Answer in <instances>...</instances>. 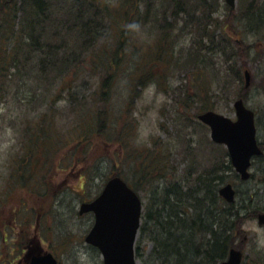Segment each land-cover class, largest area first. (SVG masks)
Segmentation results:
<instances>
[{"label":"trees","instance_id":"trees-1","mask_svg":"<svg viewBox=\"0 0 264 264\" xmlns=\"http://www.w3.org/2000/svg\"><path fill=\"white\" fill-rule=\"evenodd\" d=\"M223 1L115 0L110 4L102 0H82L77 5L75 0H61L63 12L58 18L61 29L53 31L51 28L57 18L54 19L50 1L22 0V5L14 10L12 28L8 24L10 14L4 11L6 5L0 4V16L4 13L8 16L3 21L6 30L0 43V101L14 86H19L24 78L20 73L29 62L38 61L39 67V73L32 77L35 78L33 87L39 77L42 83H47L55 82L48 75H61L59 87L52 92L55 96L50 107L47 110L34 107L29 115V132L23 136L24 155L17 158L19 165L13 169L12 189L8 195L28 190L45 198L51 188L49 169L57 172L59 165L64 167L66 162L60 159L65 149H68L67 159L71 158L69 162L74 161L72 167L75 161H88L93 155L95 162L100 161L103 156L99 146L103 144L117 149L121 140L108 139V135L113 119L112 104L115 105L113 88L121 71L128 78L129 94L127 106L120 112L129 113L125 122L127 128L122 130L124 136L131 131L136 101L144 89L154 82L165 84L171 76L182 80L176 87L179 92H175L176 104L191 107L192 97H195L202 100L201 112L214 110L211 98L225 90L220 68L215 67L213 59L218 53L228 58L230 71L241 82L240 94L243 95L240 97L244 96L247 88L243 84V65L246 63H240L246 61L259 44L264 46V0H250L245 9H234ZM220 8L226 11L223 17L218 15ZM148 31L151 38L142 40ZM248 33H257L254 45L244 44L243 37ZM49 34L50 38L46 39ZM110 36H114L113 42H109ZM186 37H189L187 45L182 43ZM261 55L264 56V47ZM87 60L96 63L91 68L99 76L93 97L89 98L90 106H85V94L75 88V78H71L83 70ZM169 86L167 84L163 90L167 91ZM215 88L219 89V94L214 92ZM61 99H65L66 109H77L82 114L65 136L61 135L58 125H53L61 109L54 107V103ZM79 106L87 108L78 109ZM135 119L138 124L137 117ZM126 141L135 155L139 176L131 183L118 171V164L111 176L124 177L138 193L141 188H150L135 247L137 257L144 264H219L227 259L232 248H240L236 237L245 238L242 223L249 214L243 207L248 208L247 203L254 196L250 195L239 208L236 201L228 203L220 195L219 186L234 171L223 145L214 143L223 150L213 166L196 171L200 162L198 165L190 163L180 170L184 174L178 176L179 167L171 161V152L164 149L162 160H158L151 148L139 150L131 139ZM261 146L264 149V141ZM170 173L175 177H167ZM3 203L1 200L0 208ZM26 210L33 212L31 208ZM255 210L249 215L253 217L260 211ZM37 213L39 215L40 211ZM26 224L14 223L12 232L21 233L26 230ZM1 225L6 240L5 229L10 219L4 217ZM147 243L152 244L151 249H147Z\"/></svg>","mask_w":264,"mask_h":264},{"label":"rangeland","instance_id":"rangeland-1","mask_svg":"<svg viewBox=\"0 0 264 264\" xmlns=\"http://www.w3.org/2000/svg\"><path fill=\"white\" fill-rule=\"evenodd\" d=\"M47 1L53 3L54 19L57 18L54 20L56 23L51 29L52 31L54 29L60 30L58 18L59 14L61 15L63 12L60 5L61 0L59 2L58 0ZM81 1L76 2L75 0V3L78 5ZM102 1L110 4L115 3V0ZM249 1L237 0L234 9H245ZM223 2L225 3L226 0ZM0 4H5L4 11L10 14L9 26L10 24L14 25L15 14L13 13L17 6L22 5V0H0ZM225 14V9L220 8L218 15L223 17ZM7 17L6 13L0 16V43L3 38L2 34L6 30L3 21ZM49 38L50 34L46 39ZM144 38L150 39L151 32H146L142 36V40ZM43 39H45L44 35L40 40L43 41ZM243 39L244 44L254 45L258 36L257 33H248ZM108 40L113 42L114 36H110ZM188 41L189 37H186L182 43L187 45ZM263 47V44H259L257 50L253 49L247 60L240 63H246L243 65V77L244 68H248L252 78L246 94L241 97L240 95H243L240 94L241 82L230 71L228 58L219 53L214 56L215 67L220 68L221 77H223L222 87L224 83L223 88L225 90L220 96L211 98L215 105L214 110L233 119L236 118L234 102L242 98L246 105L257 113L259 141H264V56L261 55ZM93 64H96L93 60H87L83 70L77 76L71 77L75 78V88L79 89L81 94H85V106L92 104L89 98L93 97L99 80L98 73L91 68ZM38 68V61L29 62L26 70L20 73V76L24 78L19 81V86H14L11 93L2 102L0 101V201L4 200L0 208V264H25L32 253L42 254L48 250L55 254L60 264H103V257L100 252L85 241V236L94 223V215L93 213L80 214L79 210L83 201L92 200L99 194L107 178L113 173L116 164H118V171L125 178L131 183L135 182L139 174L136 172L134 162L136 160L135 155L131 152V145L126 146L127 139H131L134 144L132 145L139 150L151 148L158 160H162L161 156H164L162 155L164 149L171 152V161L179 167L176 171L178 176L184 174L180 170L185 169L190 163L198 165L197 162H200L196 171L210 168L219 157L220 150L223 149L215 146L216 143L214 144L211 139L210 128L203 127L198 123L200 121L198 115L202 111L200 109L201 99L192 97L194 103L191 107L186 104H176L175 92L179 93L176 87H179L182 81L176 76H171L165 84L154 82L144 89L136 101V111L133 114L134 121L131 119L133 124L129 129L131 131L128 136H124L122 130L127 128L125 122L129 113L120 112L126 108L129 94L127 93L128 78L121 71L113 88V103L116 106L112 104L114 106L112 108L113 119L108 135V139L118 137L121 140L117 149L113 145L103 144L99 146L102 151L100 155L103 156L100 161L95 162L96 160H93L95 155H93L89 157L88 161L81 159L80 162L75 161L76 164L73 167L74 161L69 162L71 158L68 157L67 159L66 152L68 149H65L63 152L61 151L63 157L60 159L66 162L64 167L59 165L57 172L49 169V174H46L50 180L51 188L45 198L37 194H30L28 190H19L8 195L12 189L10 184L13 169L19 165L17 158L24 155L23 136H27V132H29V115L34 112V107L43 110L50 107L55 96L52 92L59 87L58 83L61 81V75L52 73L48 76L55 82L42 83L39 77L36 86L40 84V87H33L35 78L32 77L39 73ZM167 84L168 86L171 85L165 91L163 88ZM181 89L185 90L184 87ZM217 91L219 89L215 88L214 92ZM183 94L184 92H181L182 99H184ZM56 106L61 109L57 112V120H54L53 125L59 126L62 136L69 135L70 129L74 126V121L82 114L77 109L74 111L66 109L65 99L54 103V107ZM84 108L87 107H78V109ZM59 157L60 155L57 157L58 160ZM250 171L252 177L249 180H242L234 169L229 173L227 181L233 183L238 190L237 207L240 208L242 204H246L244 202L250 195H253L252 201L247 203L249 207H243V210H248L250 214L255 209H260L253 217L248 214L242 223L245 238L241 240L240 236L236 237L237 246L246 255L243 264H264V225L259 224L257 218L259 212L264 210V158L262 156L254 158ZM235 172L237 175H234ZM167 177H175V175L170 173ZM227 181L222 183L219 188L228 183ZM149 189L141 188L139 193L144 206L147 204ZM23 203L25 205L21 206ZM44 205L46 208L42 207ZM20 206L21 210H19ZM26 208L33 209V212L30 214ZM38 210L40 211L39 215ZM4 217L10 219V225L5 229L6 240H4V228L1 225ZM14 223H17L18 226L20 223H27L26 230L21 231V233L12 232ZM151 247L152 244L147 243V249H151ZM138 261L139 264H144L143 260L139 259Z\"/></svg>","mask_w":264,"mask_h":264},{"label":"water","instance_id":"water-1","mask_svg":"<svg viewBox=\"0 0 264 264\" xmlns=\"http://www.w3.org/2000/svg\"><path fill=\"white\" fill-rule=\"evenodd\" d=\"M235 7L236 0H226ZM246 85L251 75L245 70ZM238 119L218 114L212 110L199 115V119L210 126L213 141L226 144L231 161L243 179L250 177L248 168L255 155L263 151L256 138L255 113L247 108L243 99L235 103ZM220 194L233 202L236 190L231 183L220 189ZM142 200L137 192L120 176L110 178L101 193L91 202L81 205V214L94 212L95 223L86 236V241L98 247L104 264H139L135 254V242L141 224ZM264 224V212L258 215ZM243 252L232 248L226 260L220 264H241ZM31 264H58L52 253L35 255Z\"/></svg>","mask_w":264,"mask_h":264},{"label":"flooded vegetation","instance_id":"flooded-vegetation-1","mask_svg":"<svg viewBox=\"0 0 264 264\" xmlns=\"http://www.w3.org/2000/svg\"><path fill=\"white\" fill-rule=\"evenodd\" d=\"M29 263V259L26 261V263L25 264H28Z\"/></svg>","mask_w":264,"mask_h":264}]
</instances>
